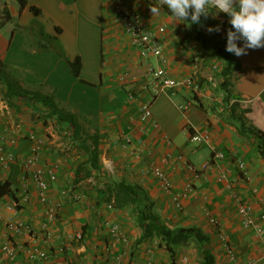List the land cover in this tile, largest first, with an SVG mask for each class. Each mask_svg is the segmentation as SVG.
<instances>
[{"label": "crops", "instance_id": "1", "mask_svg": "<svg viewBox=\"0 0 264 264\" xmlns=\"http://www.w3.org/2000/svg\"><path fill=\"white\" fill-rule=\"evenodd\" d=\"M121 2L139 11L145 30L167 26L162 38L165 63L131 43L106 0H27L21 11L17 0H0V63L7 76L23 89L52 97L83 127L82 138L73 137L71 125L49 116L46 107L5 97L6 85L0 81V184L7 183L14 196L0 197V264H39L24 253L32 246L47 252L48 264H202L203 252L211 254L215 264H264V234L245 225L238 214L239 202H246L264 230V157L258 136L241 132L240 121L228 110L226 93L209 82L219 75L212 65L222 70L225 62L205 50L191 25L171 16L162 0ZM153 6L159 13L151 12ZM4 11L9 20L3 19ZM226 17L220 13L213 18ZM209 26L217 25L203 26L205 36L212 42L220 37L226 41V30L219 26V32L210 34ZM75 58L80 60L78 76L70 65ZM235 58L239 67L230 76L229 88L231 97L239 99L236 113L248 109L245 126L264 134V47ZM161 65L173 79H194L201 93L180 86L154 95L147 71ZM144 104L151 118L142 121L139 109ZM187 121L207 131L211 146L190 142L193 129ZM30 135L44 140L42 166L56 167V180L48 188L56 205L53 216L49 205L38 201L31 174L23 178ZM93 135L98 141L95 170L88 164ZM214 153H223L217 164L212 162ZM160 163L169 192L159 187L150 170ZM78 166L85 167L86 176L75 182ZM108 182L132 186L139 206L150 203L167 229L195 228L206 239L192 236L170 249L160 236L142 239L136 206L105 201L101 189ZM24 197L28 202L21 201ZM13 200L19 201L17 207ZM8 220L29 225L31 234L7 231ZM112 225L119 227L115 234ZM220 234L233 248L236 262L229 260ZM7 242L14 258L2 250Z\"/></svg>", "mask_w": 264, "mask_h": 264}, {"label": "built area", "instance_id": "2", "mask_svg": "<svg viewBox=\"0 0 264 264\" xmlns=\"http://www.w3.org/2000/svg\"><path fill=\"white\" fill-rule=\"evenodd\" d=\"M107 3L110 4V8L112 11L116 13L117 19H120L123 23L126 31L130 34V40L133 45L141 47V49L145 52V54L152 55L155 58H160L162 63H165L164 59V46L162 43V38L166 33V25L161 24L155 30L144 29L141 23V14L134 7L123 5L121 0H106ZM109 8V7H108ZM212 71L219 75H214L209 78V82L212 87H216L220 84L223 77L221 74V68L219 65H212ZM149 76V86L154 95L165 93L168 90H173L180 86H185L190 89L195 95L201 93L200 87L194 81V79L187 77L182 80H176L169 76L168 71L164 66H150L148 69ZM130 99H133L134 96L132 94L129 95ZM239 99L237 97H231L227 102V106L229 107L233 103H237ZM180 110H183V107L180 106ZM140 119L142 121L148 120L151 118V111L148 104H144L140 107ZM187 124L193 129V134L190 136V142L195 145H210L209 136L206 130H199L196 126L187 121ZM153 126H156L154 124ZM29 140L31 141V145L29 147V154L23 160L22 166L24 170L23 178L26 177V174L29 172L31 174V178L37 187V199L41 204L49 205L48 212L53 216L56 210V205L52 203L48 196V188L51 182L56 180V175L54 174L55 165L51 166H42V156L41 150L44 146V140L41 138H37L34 135L29 136ZM11 143L14 140L10 141ZM212 148V147H211ZM0 150H2V146H0ZM223 158V153H214L212 156V162L217 164V162ZM189 165H187L188 167ZM238 166L241 170L245 169V164L243 162H239ZM151 172L158 180L159 187L169 192L170 183L166 178V175L163 172L162 164H158L152 167ZM245 174V173H244ZM224 178L223 173H220L219 179L222 180ZM228 190L230 194L237 198L236 192L233 190L231 184H228ZM29 198L24 197L21 201L28 202ZM175 204L178 208H180V203L177 196L173 197ZM19 204L18 200H13V207H17ZM108 208H111V204L107 205ZM238 214L241 217L242 222L251 226L255 229L257 234L262 236L264 234V230L258 226L253 218L252 209L246 202H239L238 204ZM1 218V217H0ZM214 224H217V221L213 220ZM4 226L7 231L18 232L23 231L27 234H31L32 229L29 225L23 222H12V221H4ZM118 225L111 226L112 234H115L118 230ZM81 236L78 235L77 238ZM219 238L221 243L226 251V254L230 261L236 262V255L233 251V248L229 244L227 238L220 234ZM2 250L8 253L10 258H14L15 252L9 247L8 242L5 243L2 247ZM24 253L31 260L38 261L39 264H48L46 261L48 259V254L45 250L32 246L25 249ZM264 259V253H263ZM152 264V263H147Z\"/></svg>", "mask_w": 264, "mask_h": 264}, {"label": "trees", "instance_id": "3", "mask_svg": "<svg viewBox=\"0 0 264 264\" xmlns=\"http://www.w3.org/2000/svg\"><path fill=\"white\" fill-rule=\"evenodd\" d=\"M19 4V10L21 11L25 6L27 0H17ZM33 13L38 14V10L31 7ZM4 20H9L10 16L7 11H4L3 14ZM206 25H217L221 26L224 30H228L231 28V25L228 22V18L221 20L217 18H213L209 16L207 19L201 18V24L196 25L192 24L191 29L195 33V38L201 42L203 48L205 50L210 51V53L225 62V68H222V81L220 82V88L226 93L225 94V101L228 102L231 98V89L230 86V76L239 67V62L235 58L234 54H231L225 51L226 41L223 37H220L218 41L212 42L211 38L205 36L203 34L202 27ZM49 46L48 44H45ZM43 45L42 47L46 48ZM59 55L65 56L64 53L57 49L55 46L52 47ZM72 73L74 76H78L79 69H80V60L79 58H75L73 61H70ZM0 81H2L6 85L5 97L7 98H17L19 100H24L25 102L32 103V104H39L48 109L49 116L54 115L56 119L60 122H66L72 127V135L75 138L81 137L83 132V127L79 124L75 115L62 111L59 109L52 97L43 95L38 91L26 90L21 88L17 82L10 79L5 70L4 64L0 63ZM229 112L231 116L236 118L240 121V130L241 132L252 133L258 136L259 138V152L264 157V134L252 127H246L245 120L243 116L245 113L248 112V109H241L239 113L237 112V103L231 104L229 107ZM97 138L95 135L91 137V150L90 147L86 146L85 149L90 150V157L88 159L89 168L92 170L98 169V158L96 154L97 148ZM84 164V163H82ZM85 167L78 166L75 172V182L82 180L86 174L82 172L85 170ZM105 194V201L107 203L114 204L116 207H122L127 204L135 205L137 209V216L136 220L138 225L142 230V239L152 236H160L166 242V248L170 249L171 246L179 245V244H186L190 237H194L198 241H203L206 239L204 235L200 233L199 230L195 228H181L178 230H170L163 226L158 217L152 212L151 204L146 203L143 206H139L140 200L136 190L123 182L115 183V182H108L105 183L104 188L101 189ZM2 195H9L12 199L14 196L11 194L9 190V185L7 183L0 184V197ZM202 264H215L214 258L211 254L207 252H203V261Z\"/></svg>", "mask_w": 264, "mask_h": 264}, {"label": "clouds", "instance_id": "4", "mask_svg": "<svg viewBox=\"0 0 264 264\" xmlns=\"http://www.w3.org/2000/svg\"><path fill=\"white\" fill-rule=\"evenodd\" d=\"M171 16L190 26L200 25L201 18L226 14L231 28L226 33L225 51L237 57L248 49L264 47V0H162ZM153 6L151 12L159 13ZM208 33L219 32V26H209ZM242 42L238 46L237 42Z\"/></svg>", "mask_w": 264, "mask_h": 264}, {"label": "rangeland", "instance_id": "5", "mask_svg": "<svg viewBox=\"0 0 264 264\" xmlns=\"http://www.w3.org/2000/svg\"><path fill=\"white\" fill-rule=\"evenodd\" d=\"M166 9H167V7H166ZM81 138H82V137H81ZM78 140H79L80 143H82V142H86V140H83V141H82L81 139H78ZM86 143H87V142H86Z\"/></svg>", "mask_w": 264, "mask_h": 264}]
</instances>
